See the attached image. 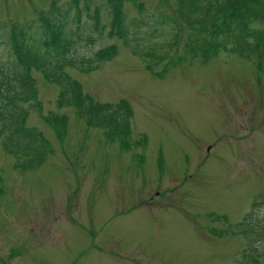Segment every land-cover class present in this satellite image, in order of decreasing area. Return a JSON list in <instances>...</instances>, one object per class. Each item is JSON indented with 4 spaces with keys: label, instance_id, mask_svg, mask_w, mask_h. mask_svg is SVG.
<instances>
[{
    "label": "rangeland",
    "instance_id": "rangeland-1",
    "mask_svg": "<svg viewBox=\"0 0 264 264\" xmlns=\"http://www.w3.org/2000/svg\"><path fill=\"white\" fill-rule=\"evenodd\" d=\"M176 1H125L126 37L110 34L109 0H0L6 58L11 24L34 31L53 3L73 7L66 19L80 8L74 31L100 17L95 49L114 44L117 55L69 73L95 102L126 100L132 110L128 134L110 137L60 105L61 86L32 69L26 125L52 151L39 167H17L0 122V264H264V238L248 244L264 227V61L185 51L199 30L176 16ZM158 16L179 19L178 45Z\"/></svg>",
    "mask_w": 264,
    "mask_h": 264
},
{
    "label": "trees",
    "instance_id": "trees-1",
    "mask_svg": "<svg viewBox=\"0 0 264 264\" xmlns=\"http://www.w3.org/2000/svg\"><path fill=\"white\" fill-rule=\"evenodd\" d=\"M125 1L127 0H109L112 13L110 34L116 32L117 35L126 37L129 34L130 29L126 24V14L123 10ZM130 1H133L136 7H143L138 0ZM176 2V16L182 18L187 26L199 30L195 37L189 35L184 43L185 51L201 53L204 61L220 50L236 53L246 59H256L259 63L264 61V0ZM72 8L69 6L62 11L53 3L48 11L40 12L41 24L34 31L31 26L13 22L10 30V48L6 49L7 58L5 52L0 54V122L2 131L6 132L4 146L18 158L16 166L19 168L39 167L52 151L51 143L42 131L26 125L30 112L23 103L33 104L36 94L32 69L41 71L47 81L61 86L60 105L76 107L79 115L90 124L105 128L108 136L117 135L124 138L129 131L132 110L126 100L115 105L95 102L69 73V69L72 68L91 72L104 62L112 60L118 52L114 44L95 49L105 27L101 24L100 17L96 18L94 26L89 24V27L84 26L83 29L76 31L70 28L72 22L81 21L79 7L74 17L66 19ZM176 16L168 19L164 17L165 20L163 17H157L158 21L169 27L171 34L169 43L174 45L181 42L182 36L179 19ZM88 29L91 32L83 35ZM155 30L156 28L151 31L154 36L164 35V32L154 34ZM79 41L85 42L91 53H80ZM133 42L135 43L129 42V45L138 53V48L144 44L136 39ZM3 44L4 39L0 38V45ZM156 55L162 57L164 54ZM147 68L154 70L151 64H148ZM66 118L65 115H61L55 119L59 128H65ZM257 203L260 204V201ZM252 216L253 213L249 217ZM260 228L262 229L252 228L253 236L248 240L251 249L254 240L264 238V227ZM246 255L251 256L248 251Z\"/></svg>",
    "mask_w": 264,
    "mask_h": 264
}]
</instances>
